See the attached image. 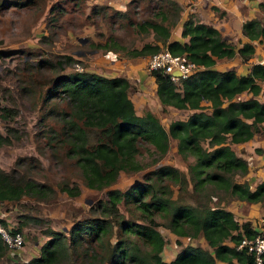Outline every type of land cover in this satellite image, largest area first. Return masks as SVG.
<instances>
[{"label":"trees","instance_id":"trees-1","mask_svg":"<svg viewBox=\"0 0 264 264\" xmlns=\"http://www.w3.org/2000/svg\"><path fill=\"white\" fill-rule=\"evenodd\" d=\"M256 5L264 10V0ZM180 8L176 0H160L154 17L134 23L139 32L150 30L154 42L125 51L130 56L148 55L166 47L197 64L179 84L161 69L149 70L161 106L190 109L184 118H173L164 126L149 108L136 113L125 75H105L81 67L56 73L52 79L44 98L63 101L56 107L61 121L56 135L66 142L65 153L78 166L84 185L103 190L104 195L88 205L87 216L73 220L66 230L45 228L48 236L38 255L13 264H58L68 255H73L75 264H215L217 259L223 264H255L252 253L236 247L242 235L255 233L250 220L237 222L230 209L212 201L228 194L237 200L264 203V176L253 187L246 179H237L247 172V161L230 146L249 139L264 121V98L257 96L264 62H253L244 73H237L232 66L216 68L214 62L217 57L234 54L248 58L254 48L251 40L264 43V21L257 15L242 20L240 32L246 40L235 47L214 25L189 13L180 23V38L168 39ZM93 46L124 48L111 38L93 41ZM62 57L67 63L76 61L69 54ZM242 91L250 94L240 98ZM0 109L2 117L11 112L9 107ZM170 138L175 139L176 151L183 159L191 156L186 171L167 162L155 163L166 152ZM9 141V136L0 132V144ZM144 142L153 147L155 164L142 173V180L124 189L111 186L120 170L143 168L137 154ZM171 184L180 191L188 189L193 202H182L179 194L173 197ZM57 188L68 195L79 193L75 182L60 181ZM54 192L47 181L16 177L13 169L0 167V201L15 200L22 194L45 199ZM119 203L135 216L125 215ZM156 215L162 216V223ZM21 222L8 232L20 231ZM0 224L6 226L2 218ZM160 224L177 235L202 237L206 246L188 241L173 258L165 260ZM7 248L0 235V255ZM259 264H264V252Z\"/></svg>","mask_w":264,"mask_h":264},{"label":"rangeland","instance_id":"rangeland-1","mask_svg":"<svg viewBox=\"0 0 264 264\" xmlns=\"http://www.w3.org/2000/svg\"><path fill=\"white\" fill-rule=\"evenodd\" d=\"M176 1L181 8L177 20L170 25L168 39L180 38V23L189 13L195 19L214 25L222 38L235 47L246 40L240 32L242 20L257 15L264 21V10L253 4L255 0ZM159 3L160 0H0V108H11L7 117L0 115V132L10 138L9 142L0 144V167L13 169L16 177L30 176L47 181L55 190L45 199L22 194L15 200L0 201V218L6 223L5 231L23 221L19 228L23 243L7 248L0 255V264L22 262L38 255L40 244L48 236L45 228L66 230L73 220L87 216L88 205L104 195L103 190L84 185L78 166L65 153L66 142L56 135L61 122L56 107L63 101L44 98L56 73L84 67L105 75H125L130 81L128 94L136 113L149 108L164 126L169 120L184 118L190 112L186 108L161 106L152 81L147 78L148 55L130 56L125 51V48L139 47L143 42H154L150 30L139 32L134 23L146 16L154 17ZM108 38L124 48L110 50L93 46V41L101 43ZM251 42L254 48L248 58L241 59L238 54L217 57L214 66L219 69L232 66L237 73H244L253 62H264V43L256 39ZM64 54L71 55L76 61L67 63L62 57ZM58 60L60 63L56 62ZM258 81L261 89L257 96L262 99L264 79ZM249 94L242 91L238 97ZM230 146L241 155L249 152L247 157L262 149L255 147L252 151L243 143H230ZM152 148L146 142L139 144L137 158L144 164L143 168L120 170L111 186L124 189L132 182L142 180V173L155 163L167 162L186 171V162L191 156L183 159L177 153L175 139H169L166 152L155 163H152ZM246 173L236 178L249 180V185L253 186L254 179L250 176L247 179ZM254 175L259 177L260 173ZM60 181L75 182L79 193L68 195L59 190L57 184ZM170 188L173 197L179 194L182 202H193L188 189L180 191L176 184H171ZM217 198L213 197L212 203L225 205L234 196L226 194L220 200ZM119 209L127 216H135V212H128L121 203ZM155 217L163 222L162 216ZM158 228L168 242L171 231L162 224ZM199 240L201 237L197 236L188 241L199 244ZM188 241H182L181 245ZM58 264H75V259L68 255Z\"/></svg>","mask_w":264,"mask_h":264},{"label":"crops","instance_id":"crops-1","mask_svg":"<svg viewBox=\"0 0 264 264\" xmlns=\"http://www.w3.org/2000/svg\"><path fill=\"white\" fill-rule=\"evenodd\" d=\"M258 0L253 1V4L256 5V2ZM257 6V5H256ZM147 78L148 80L152 81L153 90L155 91V82L153 79V76L147 72ZM151 83V82H150ZM156 96V95H155ZM157 98V96H156ZM158 100V98H157ZM159 102V101H158ZM169 105H165L166 108H168ZM260 123V130L253 133V135L244 141L240 142H231V143H238V144H245L246 147H251V150L256 147H261L260 152H254V156L247 157L246 155H249V152L247 154L241 155L240 151H235L237 154L241 155L242 157L247 159V173L245 174V177L248 179L250 176L251 180L254 179V182L252 183L253 186L257 181H259L264 176V121L259 122ZM260 173L259 177H255L254 174ZM249 182V180H247ZM251 186V185H250ZM251 186V187H253ZM227 209H230L233 213V216L237 222H240L242 220H250V224L252 229L255 231L259 227V220L261 217H264V203L260 202H251L246 200H237L235 198H230L229 202L224 205ZM170 236L168 237V242L164 241V244L161 249V255L163 259L169 260L173 258L176 251L181 247L182 241H188L190 238H188L187 235H177L173 232L169 233ZM199 245L206 246L205 240L201 237V240H199ZM180 244V245H179ZM215 264H223V261L216 260Z\"/></svg>","mask_w":264,"mask_h":264},{"label":"built area","instance_id":"built-area-1","mask_svg":"<svg viewBox=\"0 0 264 264\" xmlns=\"http://www.w3.org/2000/svg\"><path fill=\"white\" fill-rule=\"evenodd\" d=\"M147 67L150 69H161L168 74L169 78L179 84V79L191 73L196 67L192 60L184 53H171L166 47H161L155 52L148 54ZM0 224V235L8 248L18 247L23 243L20 231L9 233ZM236 247H244L247 252L252 253L255 264H259L261 253L264 252V217L259 220V227L255 233L247 237L242 235Z\"/></svg>","mask_w":264,"mask_h":264},{"label":"water","instance_id":"water-1","mask_svg":"<svg viewBox=\"0 0 264 264\" xmlns=\"http://www.w3.org/2000/svg\"><path fill=\"white\" fill-rule=\"evenodd\" d=\"M81 41H83V39L82 38H79Z\"/></svg>","mask_w":264,"mask_h":264}]
</instances>
